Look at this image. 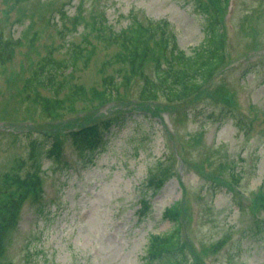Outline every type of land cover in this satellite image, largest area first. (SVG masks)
<instances>
[{
  "label": "rangeland",
  "instance_id": "1",
  "mask_svg": "<svg viewBox=\"0 0 264 264\" xmlns=\"http://www.w3.org/2000/svg\"><path fill=\"white\" fill-rule=\"evenodd\" d=\"M197 1L0 0V50L15 43L11 59L0 63V188L4 175L26 161L31 141L43 152L55 128L64 138L95 114L115 111L116 103L92 97L105 77L119 81L127 71L103 69L119 46L97 38L99 23L119 31L135 20L165 19L190 56L205 37ZM221 10L228 64L205 94L160 116L131 111L85 159L63 139L59 161L41 159V204L25 205L0 264H142L150 238L172 229L162 213L178 201L189 260L192 250L204 264H264V210L253 207L264 191V0H229ZM49 61L64 65L55 82L66 84L55 119L24 92ZM78 86L86 96L70 106L66 99ZM141 86L134 78L120 91L133 99ZM37 92L54 98L43 87ZM164 170L162 188L150 187Z\"/></svg>",
  "mask_w": 264,
  "mask_h": 264
},
{
  "label": "trees",
  "instance_id": "2",
  "mask_svg": "<svg viewBox=\"0 0 264 264\" xmlns=\"http://www.w3.org/2000/svg\"><path fill=\"white\" fill-rule=\"evenodd\" d=\"M228 2L229 0L197 1L205 20V37L190 56L178 47L176 36L165 19L159 21L146 19L145 22L135 20L119 31L113 30L108 23L98 24L97 38L103 40L106 46H119V52L104 64L103 69L114 65L127 67L126 73L119 81L115 77H105L104 89L94 90L92 93V97L99 104L116 103L115 111L111 116L95 114L92 122L88 121L78 128H71L64 138L63 133L55 128L51 141L43 152L41 143L31 141L26 161H19L12 167V172L4 175L3 189L0 188V258L6 253L8 235L18 226L25 205L29 202L41 204L43 194L41 159L47 157L59 161L63 139L80 151L85 159L84 151L95 149L102 136L111 129L123 127L131 111L140 110L160 116L162 110H174L176 105L182 103L192 106L205 94L206 89L228 64L226 33L220 20L223 14L221 7ZM1 41H4L2 37ZM14 44L5 42L3 45V49L0 50L1 64L11 59ZM76 60L77 58H74V61ZM63 66L61 63L49 61L46 71H42V74L32 81H27L24 89L26 98L32 96V102L38 104L49 119H55L58 111L63 109L61 105L64 102L57 94L62 92L66 84L55 82ZM149 66L151 70H148ZM134 78L142 80L141 89L136 98L126 99L127 96L120 90L129 85ZM45 81L48 86H44ZM39 87L50 90L54 98L40 96L37 92ZM84 96H86L84 89L78 86L66 100L73 106ZM222 96L226 105H230L228 94L223 92ZM165 172L166 170L148 180V185L156 190L161 189L166 181ZM253 202V207L264 210V191L256 196ZM140 205L139 213L143 217L148 203L143 200ZM184 216L183 203L180 201L164 209L162 218L173 227L168 233L150 238L146 253L141 259L142 264H204L201 262L203 260L200 253L191 250L193 257L191 260L186 256L190 243L182 235ZM225 243L226 241L218 242L213 252H218Z\"/></svg>",
  "mask_w": 264,
  "mask_h": 264
}]
</instances>
